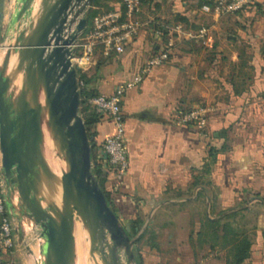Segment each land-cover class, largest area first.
Segmentation results:
<instances>
[{"label":"crops","instance_id":"obj_1","mask_svg":"<svg viewBox=\"0 0 264 264\" xmlns=\"http://www.w3.org/2000/svg\"><path fill=\"white\" fill-rule=\"evenodd\" d=\"M164 2L142 3L140 18L172 24L184 16L210 26L211 43L176 41L169 61L125 89L128 169L118 173L98 158L110 206L124 225L145 219L158 253L174 255L166 262L228 264L237 234L253 243L245 262L264 264V0L222 16L204 13L201 0H169L167 9ZM13 3L0 0V33ZM154 41L147 28L122 52L96 60L89 89L110 96L132 81L156 52ZM200 104L211 108L204 131L176 122L178 109ZM92 130L99 155L116 126L100 114ZM20 263L19 249L0 243V264Z\"/></svg>","mask_w":264,"mask_h":264},{"label":"water","instance_id":"obj_2","mask_svg":"<svg viewBox=\"0 0 264 264\" xmlns=\"http://www.w3.org/2000/svg\"><path fill=\"white\" fill-rule=\"evenodd\" d=\"M91 2L14 0L0 33V177L32 264H138L148 226L131 237L93 172L73 63Z\"/></svg>","mask_w":264,"mask_h":264},{"label":"built area","instance_id":"obj_3","mask_svg":"<svg viewBox=\"0 0 264 264\" xmlns=\"http://www.w3.org/2000/svg\"><path fill=\"white\" fill-rule=\"evenodd\" d=\"M256 0H211L202 5L201 10L207 14L222 16L243 11L253 5ZM141 0H119L113 3L110 10L100 12L91 21L89 30L80 33L75 43L74 66L83 72L95 64L98 56L120 53L127 42L138 37L142 30L152 28L156 52L147 60L145 68L125 85L107 96L97 94L89 98V104L98 114L111 117L116 126V133L107 137L99 152V161L112 166L118 173H124L129 166L128 151L125 143V124L121 109V97L126 88H131L142 81L144 74L151 68L161 65L170 59L176 41H190L203 46L211 43V27L202 24L193 27L184 22L166 23L160 19L142 20ZM79 88L84 81L78 77ZM211 108L200 104L191 108H180L176 122L186 124L200 131L208 126V116ZM1 165V161H0ZM0 243L8 250L16 249L17 237L15 223L10 216L0 177Z\"/></svg>","mask_w":264,"mask_h":264},{"label":"trees","instance_id":"obj_4","mask_svg":"<svg viewBox=\"0 0 264 264\" xmlns=\"http://www.w3.org/2000/svg\"><path fill=\"white\" fill-rule=\"evenodd\" d=\"M150 1H154V0H141L142 3L146 4ZM203 3H209V1H205V0H201ZM100 2V0H92L91 2V6H95V5H98V3ZM112 7H108L105 11L107 10H110ZM100 12H104V11H98V9H96L95 11L92 12L91 16H89L88 20L92 21L93 17L95 15H97L98 13ZM175 22H185V23H188L189 25L191 24L189 22V20L182 16V17H179L178 19L175 20ZM192 25V24H191ZM193 27H198V26H195V25H192ZM89 27H87V31L89 30ZM86 31V32H87ZM113 54L115 53H111L110 55H99L98 58H97V64H99L103 58H108L110 56H112ZM147 63V62H146ZM78 77L80 79H82L84 81V86L80 88V95H81V108L84 106V110H83V114H82V117L85 121V124H86V128H87V131H88V136H89V139L91 141V144H92V147H93V152H92V159L94 158L95 156V153H96V141H95V133H93V130H92V127L95 123L98 122L99 118H100V114H98L95 109H93L91 107V105L89 104V98L94 96V95H97V94H100V93H97V92H94L92 91L91 89H89V81H90V78L88 76V73L87 71L86 72H83L82 70H78ZM88 111V113H87ZM104 143V142H103ZM103 143L100 145L102 146ZM93 172L94 174L96 175L99 183H100V186L102 187V189L104 190L105 194H106V197L109 201V204H111V196H110V193L109 191L107 190V185H106V181H107V176L106 174L104 173V170L101 166V164H99L98 162L97 163H94V167H93ZM143 223L142 219L141 218H138V219H134L130 222V227H131V230L134 231L135 234L133 235H136L138 229H137V226L138 225H141ZM125 226V225H124ZM126 227V226H125ZM127 229V227H126ZM128 234L133 237V235L130 234V230H128ZM148 231V230H147ZM237 234H236V239L235 241L233 242V258L231 261L228 262V264H247L245 261L248 260L250 257H251V254H252V240L249 238V236H246V237H243L239 240V238H237ZM150 251L152 250L153 253H158V247L156 245V243L154 242L152 245H150L149 247ZM135 252V251H134ZM135 256H136V259H137V262L138 264H142L141 262V254H136L135 253Z\"/></svg>","mask_w":264,"mask_h":264},{"label":"rangeland","instance_id":"obj_5","mask_svg":"<svg viewBox=\"0 0 264 264\" xmlns=\"http://www.w3.org/2000/svg\"><path fill=\"white\" fill-rule=\"evenodd\" d=\"M117 1H119V0H100L98 5L91 6V4H90V6L88 7V10H87V14H86L87 19L89 18V16H91L92 12L95 11L96 9H98V11L99 10L105 11L108 7H112L113 3L117 2ZM163 1H165L164 2L165 9H167V6L169 5V3H168L169 0H163ZM88 26H91V20L90 21L88 20L86 28L81 32L82 35H84L86 33ZM83 108H84V106L81 108V103H80V114L81 115L83 114V110H84ZM87 113H88V111H87ZM98 158H99V155L96 152L94 158L92 159L93 167H94V163L98 162ZM142 221H143V223L141 225L137 226V229H138L137 233L143 228L144 224L146 223L145 219H143ZM125 226L127 227L128 230H130L131 235L135 234L134 231L131 230L130 223H128V222L125 223ZM133 236H135V235H133ZM155 238H156V235L152 234V232L147 231V228H146V230L144 231L142 236L136 242V244L134 246V251L136 254H138V253L141 254L142 264H175V262H174L175 260H171V261L168 260L167 262L165 261V259H166V257H168V255L171 257V259L174 257V255L172 253L163 256L161 253H153L152 250L150 251L149 247H150V245H152L155 242ZM26 245H29L32 248V250L38 251L40 246H39V238H38V232L37 231L29 232L26 236L25 243L22 245L18 244L16 247V249H19L21 263L22 264H32L30 257L27 254ZM123 258L126 259L124 254H123ZM40 263H42V262H40Z\"/></svg>","mask_w":264,"mask_h":264},{"label":"bare ground","instance_id":"obj_6","mask_svg":"<svg viewBox=\"0 0 264 264\" xmlns=\"http://www.w3.org/2000/svg\"><path fill=\"white\" fill-rule=\"evenodd\" d=\"M79 236H80V239L82 238V233H81V231H80V233H79Z\"/></svg>","mask_w":264,"mask_h":264}]
</instances>
